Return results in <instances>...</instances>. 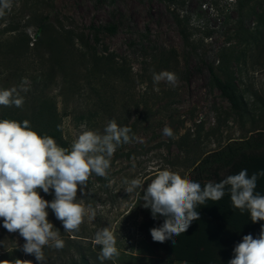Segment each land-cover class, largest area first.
Wrapping results in <instances>:
<instances>
[{"label":"rangeland","instance_id":"obj_1","mask_svg":"<svg viewBox=\"0 0 264 264\" xmlns=\"http://www.w3.org/2000/svg\"><path fill=\"white\" fill-rule=\"evenodd\" d=\"M26 2L44 15L50 14L55 25L73 29L91 41L92 27L114 26V33L98 34L96 55L103 62L110 58L112 64L125 68L128 76L86 77V66L75 71L70 58H65L66 75L57 73L44 86L41 76L48 68V54L38 44L36 27L27 24L28 16L24 19ZM241 2L245 3L242 8ZM7 3V8L0 3V52L11 44L16 60H0V90L15 87L20 93H38L44 88L56 103L70 149L85 131L103 134L111 120L129 127L134 137L118 146L106 177L93 173L84 192H77V201L90 206L95 219L85 216L79 230L67 232L47 209L48 220L65 244L62 249L44 247L46 264H75L82 256L90 264H101L94 236L106 227L117 237L119 256L103 264H158L137 230L141 188L129 194L124 181L138 178L143 185L166 168L189 177L205 155L249 137L252 131L264 130V0ZM9 24L17 31L7 32ZM222 56L235 75L244 108L240 116L211 79L209 67H220ZM14 68L22 74L10 76ZM163 71L174 73L176 83H154L153 73ZM22 84L27 91L20 90ZM5 107L0 105V113ZM165 126L172 129L171 137L163 135ZM40 195L48 201L54 199L51 189ZM2 225L0 219V261L20 259L39 264L33 255L22 251L25 240L19 233H9Z\"/></svg>","mask_w":264,"mask_h":264},{"label":"clouds","instance_id":"obj_2","mask_svg":"<svg viewBox=\"0 0 264 264\" xmlns=\"http://www.w3.org/2000/svg\"><path fill=\"white\" fill-rule=\"evenodd\" d=\"M0 3L3 8L9 7L7 0ZM163 80L175 84L177 77L167 71L153 73L154 83ZM20 90L27 91V88L22 84ZM23 102L17 88L0 90V105L22 107ZM130 133L129 127L118 126L111 120L103 134L85 131L71 149H66L58 146L54 138L32 130L28 120L20 123L0 119V219L4 229L9 233L18 232L25 240L22 248L25 254L33 255L39 264H46L45 246L64 247L60 231L48 220L47 209L52 210L67 232L79 230L85 216L95 219V211L77 201V192H84L93 173L107 176L118 146L134 138ZM163 135L171 137L172 129L165 126ZM259 175L264 172L249 176L248 170L242 169L220 182L209 181L201 187L187 176L167 168L160 170L142 197V207L150 209L153 219L164 218L162 225L150 229L153 241L175 243L174 237L185 233L193 221L200 219L197 205L219 201L226 192L234 208L250 213L252 223L264 221V195L255 192ZM124 183L129 194L142 187L138 178ZM50 189L54 191L52 201L45 200L39 192L49 194ZM94 242L100 246L101 264L119 256L117 237L109 227L98 230ZM0 264H32V261L3 260ZM228 264H264V225L258 237L253 238L251 234L243 237Z\"/></svg>","mask_w":264,"mask_h":264},{"label":"trees","instance_id":"obj_3","mask_svg":"<svg viewBox=\"0 0 264 264\" xmlns=\"http://www.w3.org/2000/svg\"><path fill=\"white\" fill-rule=\"evenodd\" d=\"M243 6L245 3L241 2L240 8ZM23 9L27 12L24 19L28 16L27 24L36 27L35 37L38 39V44L46 51L44 53L48 54L44 56L48 68L41 76L44 86L53 75L57 73L66 75L65 58H70L72 69L75 71L86 66V69H83L86 77L102 79L109 77L111 73L120 78L128 76L125 68L112 64L110 58H106L103 62L96 55L98 34L103 31L114 33V26L92 27L94 41H91L82 33H77L73 29L65 30L62 25H55L50 20V14H42L37 8L29 6L28 2L24 3ZM9 26L7 32L17 31V28H12L11 24ZM13 47L15 46L11 44L5 46V50L0 52L2 54L0 60L15 62L16 53ZM86 64L89 66L87 67ZM209 72L213 84L222 97L230 103L233 112L240 116L244 111L243 102L237 93L235 75L228 59L225 60L222 56L220 67L217 69L209 67ZM18 73L22 74L19 69H11L10 76ZM19 95L23 97L22 107L14 105L5 107L1 110L0 119L20 123L28 120L32 130L39 135L50 136L58 146L70 149L63 136L62 120L57 112L56 103L45 93L44 88L38 93L19 92ZM242 169H247L249 176L252 173L264 172V130L252 131L249 137L205 155L194 165L189 178L199 182L203 187L209 181L220 182L229 175L238 174ZM153 178L155 176L146 179L140 189L137 199L139 213L137 230L158 264H228L233 258L235 246L245 235L251 234L253 238L259 236L264 221L252 223L250 213L247 210L241 212L234 208L230 195L226 192L219 201L209 200L204 205H197L196 210L199 211L200 219L193 221L185 233L174 237L175 243L171 240L164 243L154 242L150 229L162 225L164 218L153 219L150 209L142 207L144 190ZM255 192L264 195V175L258 176ZM75 264H90V262L86 256H82L79 263Z\"/></svg>","mask_w":264,"mask_h":264}]
</instances>
